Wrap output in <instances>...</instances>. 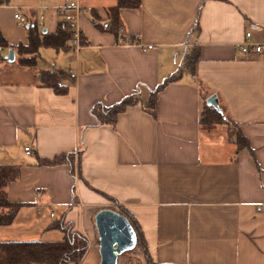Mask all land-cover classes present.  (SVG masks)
<instances>
[{
  "label": "crops",
  "instance_id": "1",
  "mask_svg": "<svg viewBox=\"0 0 264 264\" xmlns=\"http://www.w3.org/2000/svg\"><path fill=\"white\" fill-rule=\"evenodd\" d=\"M116 1L0 0V32L13 47L28 43L29 26L53 33L65 25L54 7L83 10L77 51L66 40L64 48L41 47L26 67L8 48L14 61L0 63V165L14 167L4 190L22 204L0 225V241L61 231L55 222L63 220L87 235L83 259L96 212L122 207L153 264H264V0H140L120 8L117 35L105 29ZM246 32L260 52L241 51ZM193 49L194 75L183 69ZM45 70L63 92L43 84ZM178 70L157 92L153 114L145 108L152 91ZM212 94L247 147L238 148L227 125L201 127ZM129 95L136 101L114 125L97 123L96 104ZM63 153H74L73 172L37 164Z\"/></svg>",
  "mask_w": 264,
  "mask_h": 264
},
{
  "label": "trees",
  "instance_id": "2",
  "mask_svg": "<svg viewBox=\"0 0 264 264\" xmlns=\"http://www.w3.org/2000/svg\"><path fill=\"white\" fill-rule=\"evenodd\" d=\"M139 5L140 0H117L115 5L108 7L107 9L108 22L105 25V29H108L117 35L122 26L119 18L120 8H137ZM96 24L101 26L100 23ZM196 27L197 23L195 24V28ZM69 36V30L64 25V22H59L56 31L53 33L39 32L37 26L33 25L28 27V43L26 45L18 44L14 47L8 45L0 32V47L2 49L14 48L17 53V61L23 66L32 67L36 64L37 54L41 47H52L56 49L64 48L63 43L69 38ZM4 59L5 57L2 56V53L0 52V61ZM197 60L198 52L193 49L184 56L183 69L194 75L196 72L195 67ZM182 71L178 70L170 74L154 91H152L151 97L145 105L146 109L154 114L157 92L164 85L178 80ZM40 77L43 84H49L56 90L59 88L57 76L52 71H42ZM57 91L63 92V90L60 89ZM135 101V96L129 95L110 107L96 104L92 109V113L97 123L114 125L117 114L124 110L126 106L134 104ZM200 125L205 130H211L218 125H227L233 136L232 139L237 144L238 148L248 146L246 138L237 131L236 127L226 118L222 104H219V109L205 105L200 119ZM73 157L74 153H63L56 155L51 159L40 158L37 164L54 166L65 163L70 166L71 172H73ZM13 172L14 167L0 165V225L10 224L20 206H22V204L10 202L6 198L4 187L8 182L14 179ZM114 211L124 215L130 221L137 237L135 247L139 245L147 256L148 264H153L146 250L143 237L128 212L122 207H116ZM55 227L60 229L63 233L61 240L0 241V264H68L69 262H75V264H78L86 251L87 242L85 237L82 233L75 230L71 223L64 222L63 220L56 221ZM121 255L118 256V259Z\"/></svg>",
  "mask_w": 264,
  "mask_h": 264
},
{
  "label": "water",
  "instance_id": "3",
  "mask_svg": "<svg viewBox=\"0 0 264 264\" xmlns=\"http://www.w3.org/2000/svg\"><path fill=\"white\" fill-rule=\"evenodd\" d=\"M46 29L43 30L45 32ZM5 59L14 61V51L8 49ZM207 106L219 109L215 94L206 99ZM94 224L99 242V264H117L118 256L133 249L136 245V232L130 221L113 209L103 208L96 212Z\"/></svg>",
  "mask_w": 264,
  "mask_h": 264
},
{
  "label": "built area",
  "instance_id": "4",
  "mask_svg": "<svg viewBox=\"0 0 264 264\" xmlns=\"http://www.w3.org/2000/svg\"><path fill=\"white\" fill-rule=\"evenodd\" d=\"M54 8L56 9L57 12L63 15L66 28L70 31V37L65 41V44L72 47L74 51H77L81 45L80 30H79L77 20H78V16L83 12V10L78 5H73V6L62 5V6H56ZM14 18L22 24L27 23V18L23 14L17 11L14 13ZM43 20H44L43 16H40L38 20V27L41 28L43 26ZM249 36H250V33L246 32V40L240 45L241 51L244 53L260 52L263 48V45L257 42L250 41ZM131 43L137 44L144 49L152 48V45L140 44L137 41H133ZM75 76H76V71L72 70L69 73V77L72 79V78H75ZM24 150L27 154L30 153L29 147H25ZM50 215L53 216L54 213L52 212ZM84 236L88 240L87 235L85 233H84ZM182 264H192V263L185 262Z\"/></svg>",
  "mask_w": 264,
  "mask_h": 264
},
{
  "label": "rangeland",
  "instance_id": "5",
  "mask_svg": "<svg viewBox=\"0 0 264 264\" xmlns=\"http://www.w3.org/2000/svg\"><path fill=\"white\" fill-rule=\"evenodd\" d=\"M7 54V49L2 51V56ZM3 61L1 60L0 63ZM7 65H11L8 64ZM16 65V64H14ZM12 64V66H14ZM62 238L61 231L52 230L46 235H36L33 240H60ZM1 239V237H0ZM99 242L96 229L92 238V247L88 250L84 258L79 264H99L100 257L98 252ZM68 264H75V262H70ZM117 264H148L147 256L144 254L143 249L138 245L133 249L124 252L118 259Z\"/></svg>",
  "mask_w": 264,
  "mask_h": 264
}]
</instances>
